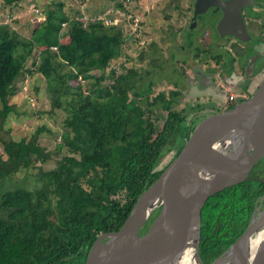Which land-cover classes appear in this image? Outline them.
I'll use <instances>...</instances> for the list:
<instances>
[{"label":"trees","instance_id":"trees-1","mask_svg":"<svg viewBox=\"0 0 264 264\" xmlns=\"http://www.w3.org/2000/svg\"><path fill=\"white\" fill-rule=\"evenodd\" d=\"M76 1V7L59 0L46 9L29 36L9 19L0 21V120L13 111L9 98L16 94L15 79L23 72L41 73L45 88L37 97L45 94L65 112L55 154L65 152L52 168L37 173L41 184L33 191L18 187L0 195V264H84L98 235L121 227L138 195L178 154L199 120L186 128L185 115L172 110L177 93L154 95L155 81H144L136 68L117 73L123 62L114 61L134 31V21L128 16L122 27L105 24L98 16L110 6L126 8L124 0H101L95 8ZM135 1L127 0L134 9ZM15 2L19 0H0L4 11L12 10ZM83 15L94 20L84 24L79 19ZM35 54L32 71L25 69ZM34 89L38 94V87ZM41 130L35 129L30 138L2 140L1 181L51 158L38 142ZM228 189L209 197L202 209L199 255L204 263L239 234L221 236L229 206L222 207L218 196ZM205 209L212 211L210 219Z\"/></svg>","mask_w":264,"mask_h":264},{"label":"water","instance_id":"water-1","mask_svg":"<svg viewBox=\"0 0 264 264\" xmlns=\"http://www.w3.org/2000/svg\"><path fill=\"white\" fill-rule=\"evenodd\" d=\"M208 4L216 3L198 0L196 12ZM237 4V0L219 3L225 11L222 27L233 21L231 9ZM235 13L239 19L237 9ZM263 156L264 77L248 99L198 120L178 154L138 195L121 227L98 235L84 264H264V228L253 234L264 224V207L209 263L199 255L206 201L244 181ZM156 209L147 230L141 232ZM251 238H258L253 250L248 247Z\"/></svg>","mask_w":264,"mask_h":264},{"label":"flooded vegetation","instance_id":"flooded-vegetation-1","mask_svg":"<svg viewBox=\"0 0 264 264\" xmlns=\"http://www.w3.org/2000/svg\"><path fill=\"white\" fill-rule=\"evenodd\" d=\"M197 1L168 0V10L155 27L152 24L155 18L152 9H145L138 20L135 17L137 22L133 31L142 37L137 48L139 56L145 52V59L156 61L155 65L158 59H164L156 65V74L170 65L172 73H178L184 80L179 84L168 78H151L155 81L154 87L157 83L169 85L165 86L167 91L160 90L167 96L171 91L177 93L172 110L185 115L183 124L186 128H190L197 119L225 111L248 99L264 77V0H237L238 4L231 9L233 21L223 27L220 22L225 11L219 3L230 0H205L216 4H208L205 10L199 12L195 9ZM147 24L154 27V36L150 35ZM128 56L126 54L122 68H127L124 66H127ZM227 188L219 199H226L225 203L229 206L225 209L229 216L223 223L225 228L229 226L232 229L230 238L235 235L236 229L244 225L234 242L245 231L253 215L256 216L264 207V156L254 164L244 181ZM259 226L254 235L264 228V224Z\"/></svg>","mask_w":264,"mask_h":264},{"label":"rangeland","instance_id":"rangeland-1","mask_svg":"<svg viewBox=\"0 0 264 264\" xmlns=\"http://www.w3.org/2000/svg\"><path fill=\"white\" fill-rule=\"evenodd\" d=\"M59 0H19V3L15 2L13 4V9L4 11L2 4H0V21L3 20L5 22L10 20V24L15 27V29L20 32L24 33L26 36H29L34 26L39 22L42 21L45 18L44 11L46 9H52L54 4L58 2ZM64 1V3L67 6L70 7H76V0H61ZM136 4L134 8H131L128 5L127 0H124V4L127 5L126 8L131 9V17L130 19H133L134 17H137L136 19L140 18L143 13H145V9H152V14L154 15V19L152 20L153 26H157L160 24L161 16L162 14H165L168 10L169 4L168 0H136ZM17 3V4H16ZM101 0H84L83 7L88 5L89 7L94 6L97 7L100 5ZM135 2H132L134 4ZM112 6L108 7L105 12L112 10ZM117 8V7H115ZM136 14V15H135ZM140 16H139V15ZM70 16L75 17V13L70 12ZM103 15V14H102ZM15 19L19 22H14ZM118 24H120L122 27L126 25V20L124 19L122 22L120 18L116 17ZM86 24H88L89 21L87 19L85 20ZM137 22V21H136ZM110 24V23H109ZM150 24V23H149ZM136 25V24H135ZM147 29L150 32L151 36H154V27H151L147 24ZM135 27V26H134ZM138 27V26H137ZM130 37L125 39V42L123 43L124 46L121 47L122 56L118 60H115L116 64L118 65L119 61H125L126 54H128L129 58L128 61L124 67H134L136 68L140 76L144 77V81H147L149 78L155 79L159 78L158 80H167V78L172 81H175L179 84L183 83V79H181V76L177 74L172 73V67L169 65V67H166L161 71L160 73L156 74V71L158 70L156 67L159 62H164V59L157 60L156 65L154 62H149L147 59H145L146 55L144 56L145 52L142 53V59L139 58L140 53L137 51L138 46H140V43L142 42V37H140V34L137 32H129ZM149 33H147L148 36ZM157 37V35H156ZM37 54L33 56V58L30 56L25 63V69L32 68L31 62L32 59H35L37 61ZM170 62L175 63L174 60H171ZM113 65V64H112ZM117 73L121 71H126V68H120L116 67ZM146 70H151L152 73L149 75L146 74ZM32 71V70H31ZM34 71V70H33ZM106 72H109V68L106 69ZM173 74V75H172ZM139 79V77H137ZM16 89L17 92L14 96L9 98V103L13 106V111H11L7 118L3 121L0 120V155H2L3 158H5V155L3 153L2 148V140H8V139H20V138H30L33 135V131L37 129L38 127H44V130H41L38 135V142L40 145H42L47 151L51 152L52 156L50 159H48L45 163L37 162L36 166L34 168H30L27 170H20L19 172L15 173L9 178H5L4 180H0V195L5 192L6 190L15 189L18 187H25L29 190H35L41 182L37 179V173L40 170H48L52 168L56 160L60 157L61 154H63L65 151H63L61 154H55V146L56 143L60 141L61 134L64 131V118H65V112L61 108H56L53 106L52 101L48 99V96L45 94L42 95L43 98H38L40 93L45 88V81L43 79V76L41 73L35 71L33 73H25L18 75L15 79ZM110 80V79H109ZM107 80L106 82H108ZM165 82V81H164ZM74 89H78L79 86L76 85V83L72 84ZM38 87V94L36 93V90L34 87ZM165 86H169L168 84L164 85L163 83H157L155 87H153L154 94H156L157 91L160 90H166ZM167 91V90H166ZM188 102H191L190 100ZM183 104H187V102L183 101ZM0 109H1V103H0ZM255 186L254 184H252ZM219 198V196H218ZM223 198V197H222ZM220 201V199L218 200ZM225 200L220 201L221 206L223 207V202L225 203ZM224 210V209H223ZM223 210L218 207V213L223 212ZM2 214V212H0ZM212 214L211 210L205 209V218L210 219ZM244 226V225H243ZM243 226L236 229L239 234L241 233ZM239 227V226H238ZM232 229L230 227L224 228L222 231L221 236L225 238H230L232 235ZM236 235V232H235ZM234 235V236H235ZM237 236V235H236Z\"/></svg>","mask_w":264,"mask_h":264},{"label":"built area","instance_id":"built-area-1","mask_svg":"<svg viewBox=\"0 0 264 264\" xmlns=\"http://www.w3.org/2000/svg\"><path fill=\"white\" fill-rule=\"evenodd\" d=\"M112 12H114L113 14H109L110 11H107V12H104L103 15H99L98 16V19H103V22L105 24H118L117 22V19L116 17L120 18L121 22L124 20V19H127V17H131V12L129 10H124V9H120V8H115L114 6H112ZM79 19L84 23L86 24L85 20L87 19V21H93L94 18H90L88 17L87 15H83V16H80ZM132 21H136L135 17L132 19ZM64 24V23H63ZM229 99L231 100L232 99V93L229 94Z\"/></svg>","mask_w":264,"mask_h":264},{"label":"bare ground","instance_id":"bare-ground-1","mask_svg":"<svg viewBox=\"0 0 264 264\" xmlns=\"http://www.w3.org/2000/svg\"><path fill=\"white\" fill-rule=\"evenodd\" d=\"M260 236H261V234H260ZM258 238H259V237H258ZM258 238H251V239H250V243H249V246H248L249 249H251V250L254 249L253 247H255V245H256L255 241H257Z\"/></svg>","mask_w":264,"mask_h":264},{"label":"clouds","instance_id":"clouds-1","mask_svg":"<svg viewBox=\"0 0 264 264\" xmlns=\"http://www.w3.org/2000/svg\"><path fill=\"white\" fill-rule=\"evenodd\" d=\"M127 6V5H126ZM130 6V5H129ZM120 9H123V8H121V7H119ZM124 10H129L130 11V9L129 8H124Z\"/></svg>","mask_w":264,"mask_h":264}]
</instances>
